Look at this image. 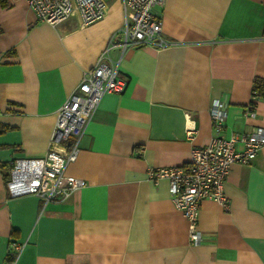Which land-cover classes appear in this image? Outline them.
Wrapping results in <instances>:
<instances>
[{
  "label": "crops",
  "instance_id": "1",
  "mask_svg": "<svg viewBox=\"0 0 264 264\" xmlns=\"http://www.w3.org/2000/svg\"><path fill=\"white\" fill-rule=\"evenodd\" d=\"M155 11L170 43L122 49L120 33L110 41L120 0L84 27L77 15L52 25L25 0H0V264L11 242L22 243L13 264H264V145L230 165L227 208L200 200L198 243L168 181L147 176L187 165L191 148L209 141L214 101L225 110L219 135L264 127V100L251 91L264 78V0H164ZM102 54L127 85L102 96L65 168L85 184L45 205L8 197L11 159L45 153L56 109Z\"/></svg>",
  "mask_w": 264,
  "mask_h": 264
},
{
  "label": "built area",
  "instance_id": "2",
  "mask_svg": "<svg viewBox=\"0 0 264 264\" xmlns=\"http://www.w3.org/2000/svg\"><path fill=\"white\" fill-rule=\"evenodd\" d=\"M25 1L37 19L52 25L61 23L71 15H77L80 26L84 27L100 20L107 8L105 0ZM120 2L123 22L110 36V41L120 33L119 44L122 49L132 45H149L158 49L170 43L161 34V22L155 11V7L162 5L164 0ZM103 54L93 67L84 71L73 91L56 109L45 153L36 157L18 156L11 159L5 178L8 197L31 194L45 205L69 198L75 189L85 184L82 178L66 174L65 168L75 160L79 151V138L102 96L105 93H121L127 85L126 78L118 72L116 65L103 62ZM209 115L215 134L207 143L191 148L187 165L152 167L147 170V176L153 182L159 179L168 181V190L175 208L189 222L188 240L191 243H198L202 239V233L197 227L200 200L212 198L223 208H227L223 182L230 165L234 162H250L264 145V127H254L247 133L219 135L225 116L220 101L211 103ZM195 132L193 125L185 128L188 138L193 137ZM70 138L71 142L66 144ZM237 142L242 143L241 149L236 148ZM10 247L14 253L12 260L2 264L14 263L22 243L11 242Z\"/></svg>",
  "mask_w": 264,
  "mask_h": 264
},
{
  "label": "trees",
  "instance_id": "3",
  "mask_svg": "<svg viewBox=\"0 0 264 264\" xmlns=\"http://www.w3.org/2000/svg\"><path fill=\"white\" fill-rule=\"evenodd\" d=\"M251 91L254 97L264 100V78L254 77L252 80ZM12 260V257L8 258V261Z\"/></svg>",
  "mask_w": 264,
  "mask_h": 264
},
{
  "label": "rangeland",
  "instance_id": "4",
  "mask_svg": "<svg viewBox=\"0 0 264 264\" xmlns=\"http://www.w3.org/2000/svg\"><path fill=\"white\" fill-rule=\"evenodd\" d=\"M111 1H112V0H106V3L109 4V3H111Z\"/></svg>",
  "mask_w": 264,
  "mask_h": 264
}]
</instances>
